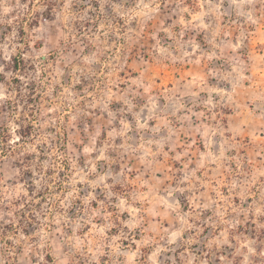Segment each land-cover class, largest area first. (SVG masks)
I'll use <instances>...</instances> for the list:
<instances>
[{
  "label": "rangeland",
  "instance_id": "obj_1",
  "mask_svg": "<svg viewBox=\"0 0 264 264\" xmlns=\"http://www.w3.org/2000/svg\"><path fill=\"white\" fill-rule=\"evenodd\" d=\"M33 82L65 149L0 155V264H264V0H0L13 138Z\"/></svg>",
  "mask_w": 264,
  "mask_h": 264
},
{
  "label": "trees",
  "instance_id": "obj_2",
  "mask_svg": "<svg viewBox=\"0 0 264 264\" xmlns=\"http://www.w3.org/2000/svg\"><path fill=\"white\" fill-rule=\"evenodd\" d=\"M9 65L11 66L10 68L12 71H24L26 73V69H29V66H31V64H28V59L24 58L22 55L13 57ZM17 86V89L20 90V93H22L23 85L21 84V81H19ZM45 87L46 86L43 84H39L37 82H33L32 85L28 87L29 99L26 101L29 102V100L35 99L38 109H33V107L30 106L28 107L30 108V111L24 112V114H21L17 119H15V122L18 124V128L15 130L17 138L12 137L8 126H0V155H5L4 153L8 152V150L12 152L15 151V149H26V147L30 144L35 145L36 151H25L23 160L20 163L26 166L24 169V175L27 176V182L29 184L28 190L31 195L35 192L34 173L31 167L34 166L35 169L40 172L43 170L42 166L44 159L52 157L53 160L58 161V157L54 155L53 149L57 148V151L65 149L64 145L58 146V141L56 140L52 141L53 147H49L47 140L41 138L45 135H43L42 128L38 123L40 119L37 116V112L41 109V96L43 94V88ZM43 98L45 99V95H43ZM51 130H53V128H51ZM57 137L62 140V138L58 135ZM37 140L39 143L35 144ZM50 180L51 178L48 179V181ZM9 256L12 257L11 255Z\"/></svg>",
  "mask_w": 264,
  "mask_h": 264
}]
</instances>
